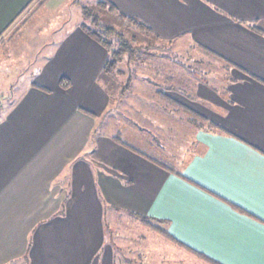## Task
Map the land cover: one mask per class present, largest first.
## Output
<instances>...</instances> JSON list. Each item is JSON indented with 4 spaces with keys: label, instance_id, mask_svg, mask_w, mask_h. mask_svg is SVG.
<instances>
[{
    "label": "crops",
    "instance_id": "obj_1",
    "mask_svg": "<svg viewBox=\"0 0 264 264\" xmlns=\"http://www.w3.org/2000/svg\"><path fill=\"white\" fill-rule=\"evenodd\" d=\"M106 1L158 40L185 37L230 65L223 91L199 81L188 100L212 127L194 129V149L172 168L145 155L136 134L137 147L123 129L115 141L104 120L115 99L101 78L107 51L65 19L33 80L0 104V264H115L107 208L151 219L191 263L209 264L190 250L221 264L260 261L264 0ZM41 4L59 3L0 0V46Z\"/></svg>",
    "mask_w": 264,
    "mask_h": 264
},
{
    "label": "rangeland",
    "instance_id": "obj_2",
    "mask_svg": "<svg viewBox=\"0 0 264 264\" xmlns=\"http://www.w3.org/2000/svg\"><path fill=\"white\" fill-rule=\"evenodd\" d=\"M53 1L59 3L53 10L42 4L36 9L35 6H31L29 10H26L17 20L14 28L10 30L12 32L9 37L1 44L0 67L3 73L0 74L2 76V78L0 77V104L18 95L33 80L32 73L36 66L44 62L51 47V40L56 37L57 31L54 30L57 27L60 28L62 22H67L68 20H65L67 18L72 20L69 26L74 21L81 20L75 1L93 7L95 10L100 9L99 15L103 22L118 32L126 33V38L138 37L133 45L135 47L144 45L142 48L147 50L136 53V57H139L140 61L138 64L133 62L121 65L123 72L108 76L104 85L109 96L115 99L114 104H110L105 118L107 121L105 130L115 138L119 136L118 131L114 130L115 122L108 115L114 112V107L117 106V109L122 112V116H120V112L116 114L119 116L120 126L124 130L123 138L137 147L136 141H134V134H136L139 140L143 139L147 144L150 142V133L147 134L149 137H140V134L136 132V127H131L128 119L151 128L152 126L141 115V112L149 113V117L154 120L153 122H156V125L161 127L163 124L162 129L171 132L170 136L164 138L166 135L163 134L164 130L154 131L157 140L151 141L157 147V141L165 145L164 151L158 149L162 154L149 147L143 148V153L172 168L167 160L168 157L164 154L177 157V153L187 146L192 136L188 132L189 125L186 123V118H192L193 115L190 112H193L198 119H204L194 112L192 103L188 101L195 99L196 83L202 81L223 91L222 80L225 75L223 63L203 52L185 37L167 41L158 40L153 38L150 32L138 30L137 27L127 24L125 21L123 24H119V15L107 10L106 0ZM147 39L152 40L147 44ZM145 45H149V47ZM145 52L147 53L145 54ZM128 75L133 77L131 83L128 80ZM141 76H146V80H150L151 83H147L146 80H136ZM159 83L165 89V97L170 99L169 104H165L168 105L166 108H161L162 104L157 93L155 94L154 88L159 86ZM124 86H128L131 91L122 95L123 93L120 94V92ZM138 93L140 95H137ZM119 95L121 96L119 97ZM4 96L7 98H3ZM176 106H183L187 111ZM137 149L141 152L139 148ZM103 215L105 237L113 246L115 264H198L199 261L191 263L192 261L186 259V256L193 257L185 252V249L182 250L183 247L178 243L138 219L121 211L116 213L108 208L105 209ZM152 224L157 226L155 223ZM201 264L207 263L202 262Z\"/></svg>",
    "mask_w": 264,
    "mask_h": 264
},
{
    "label": "trees",
    "instance_id": "obj_3",
    "mask_svg": "<svg viewBox=\"0 0 264 264\" xmlns=\"http://www.w3.org/2000/svg\"><path fill=\"white\" fill-rule=\"evenodd\" d=\"M75 3V6L77 8H79V15H80V18L81 20L78 21V25L81 27V29L87 33L89 36H91L94 40H96L99 44H101L105 50L107 51V54H108V58H107V61L105 62V65L102 69V72H101V78L104 79V84L106 83L107 79H108V76L109 75H116L118 73H121L123 72L124 70L121 69V65L123 66L124 64H131L133 62H135L136 64H138L140 61L138 60L139 57H136V53L137 52H140L142 50L144 51H147L145 50V48L143 49L142 46L144 45H138L137 47H135V45H133V42L138 38H133V37H130V38H126V33L124 32H118L116 31L113 27H111L110 25H108L107 23L103 22V20L101 19L100 15H99V11L100 9H94L93 7H88V6H85V5H82V4H79L78 2H74ZM98 3V2H97ZM107 10L115 13L116 15H119V21L120 23L119 24H123V22H127V24H132L133 26L137 27L138 30H144L145 32H149L147 27L144 25L143 22H141L140 20H138L137 18L135 17H131V16H123V15H120L117 13V11L115 12V9L113 8V6H111L110 4L107 3L106 1V6ZM104 8V7H103ZM102 9V8H101ZM103 10V9H102ZM153 38H155L153 36ZM157 39V38H155ZM152 40V39H151ZM150 39H147V44L151 42ZM151 45V44H149ZM149 45H145L146 47H149ZM196 45V44H195ZM198 46L203 52L205 53H208V55H210L212 58H215V54H212L209 50L199 46V45H196ZM147 52H145L146 54ZM127 57V59H125ZM217 57V56H216ZM216 59V58H215ZM219 61L223 62V68L224 70L226 71L227 68L230 66L229 64H227V62L223 61V60H220L218 59ZM128 76H129V79H128ZM127 76V79L129 80V82L131 81V79L133 77H130V75ZM146 80V76H141L139 78H136V80ZM147 83H151L150 80H146ZM131 83V82H130ZM129 83V84H130ZM224 83V82H223ZM157 84V83H156ZM155 94L157 93V97L159 99V101L161 102L162 106L161 108H166L168 105H165L166 103H168V101L170 99L166 98L165 96V89H163L159 83V86L157 85L155 88ZM130 88H128V86H124L120 92L123 93L122 95L124 94H128L129 93ZM137 95H140L139 93ZM121 95H119L120 97ZM158 101V102H159ZM120 105V104H118ZM178 108H183V106H176ZM185 111L186 108H183ZM120 112V116H122V112L119 111L117 109V106L114 107V112H111L109 113V118L111 120H113L115 122V131H118L119 132V136H117L114 140L115 141H118L119 143H122L121 142V138H122V133L121 130L123 129L122 126H120V119L118 118L119 116L116 114ZM193 117L192 118H186V123L189 125V129H188V132L189 134L192 136V132H194L196 128H201V127H205V128H208L210 129L211 124L207 121H205L204 119L202 118H197L193 112H190ZM141 115L143 116V119L149 124L151 125L152 127H146V126H143V125H140L138 123H136L135 120H130L128 119V122L130 124L131 127H136V132H138L140 134V136H148L149 135L151 136V138L149 139L150 142H148L146 144V142L142 139L141 141L142 142H139L138 144H140V146L142 147H145V148H152L154 150H157L159 152V154H162L161 151H159L160 149L164 151V148H165V145L162 143H160L159 141H157V144H158V147L157 146H154L153 142L151 140H157V137L154 135L155 132L158 131V129H160L161 131H163L164 129H162L163 127V124L162 126L160 127L158 124L156 125V122H153L154 120H152V118L149 117V113H144V112H141ZM190 115V116H192ZM124 117V116H123ZM105 120V119H104ZM106 120H105V125H106ZM201 122V123H200ZM203 124V125H201ZM98 131V130H97ZM155 131V132H154ZM165 133L163 134H166L164 135V138L165 136H170V132L169 130H164ZM148 132L150 133L149 135ZM151 132H153L151 134ZM168 132V133H166ZM167 139V137H166ZM192 139V137H191ZM188 142L187 146H185V148L182 149V151L180 153H177V157H173V156H169V155H166V153L164 154V156H167L168 157V162H170V164L172 162V160H180V161H183V159L185 158L183 155H186V153L192 151L194 149V144L193 142L191 141ZM159 140V139H158ZM168 140V139H167ZM160 144V145H159ZM128 145V144H127ZM156 145V144H155ZM128 147H130L131 149H133L130 145H128ZM160 148V149H159ZM159 149V150H158ZM134 151H137L138 149H133ZM142 150V148L140 149ZM139 152V151H137ZM144 152V151H143ZM170 157V158H169ZM162 164V163H161ZM172 167V165H171ZM128 215L138 219L140 222L148 225L149 227H151L152 229L160 232L161 234H165L169 239H171L173 242L177 243V240L173 239L171 237L170 234H167L162 228H159L158 226H154L152 224V220L151 219H148L146 217H143V216H140V215H137V214H134V213H128ZM158 222H160L161 220H157ZM188 250H190L188 248ZM190 251H193L197 256H199L201 259H203L204 261L208 262L209 264H221L219 262H217L216 260L210 258L209 256L203 254V253H200V252H197V251H194V250H190Z\"/></svg>",
    "mask_w": 264,
    "mask_h": 264
},
{
    "label": "snow or ice",
    "instance_id": "obj_4",
    "mask_svg": "<svg viewBox=\"0 0 264 264\" xmlns=\"http://www.w3.org/2000/svg\"><path fill=\"white\" fill-rule=\"evenodd\" d=\"M261 159L264 160V157H262ZM242 264H264V258H262L260 261H245L242 262Z\"/></svg>",
    "mask_w": 264,
    "mask_h": 264
}]
</instances>
